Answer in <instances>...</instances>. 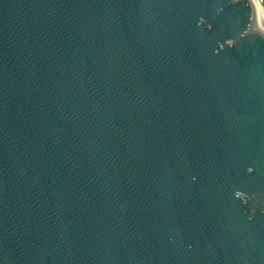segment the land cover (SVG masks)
<instances>
[{
	"label": "water",
	"instance_id": "95a60500",
	"mask_svg": "<svg viewBox=\"0 0 264 264\" xmlns=\"http://www.w3.org/2000/svg\"><path fill=\"white\" fill-rule=\"evenodd\" d=\"M0 264H264L253 0H0Z\"/></svg>",
	"mask_w": 264,
	"mask_h": 264
},
{
	"label": "bare ground",
	"instance_id": "6f19581e",
	"mask_svg": "<svg viewBox=\"0 0 264 264\" xmlns=\"http://www.w3.org/2000/svg\"><path fill=\"white\" fill-rule=\"evenodd\" d=\"M257 6L258 9V14H259V20H260V25L264 28V12L262 5L259 0H253Z\"/></svg>",
	"mask_w": 264,
	"mask_h": 264
},
{
	"label": "rangeland",
	"instance_id": "374dc122",
	"mask_svg": "<svg viewBox=\"0 0 264 264\" xmlns=\"http://www.w3.org/2000/svg\"><path fill=\"white\" fill-rule=\"evenodd\" d=\"M260 3H261V5H262L263 12H264V0H263V2L260 1Z\"/></svg>",
	"mask_w": 264,
	"mask_h": 264
},
{
	"label": "built area",
	"instance_id": "2783aa9c",
	"mask_svg": "<svg viewBox=\"0 0 264 264\" xmlns=\"http://www.w3.org/2000/svg\"><path fill=\"white\" fill-rule=\"evenodd\" d=\"M259 1L263 2V0H259Z\"/></svg>",
	"mask_w": 264,
	"mask_h": 264
}]
</instances>
